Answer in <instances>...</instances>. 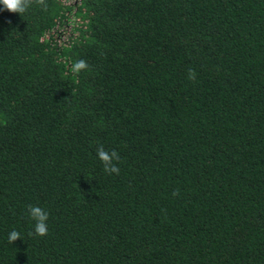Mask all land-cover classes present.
Instances as JSON below:
<instances>
[{
    "label": "trees",
    "instance_id": "16d2710c",
    "mask_svg": "<svg viewBox=\"0 0 264 264\" xmlns=\"http://www.w3.org/2000/svg\"><path fill=\"white\" fill-rule=\"evenodd\" d=\"M67 1L0 11V264H264V0Z\"/></svg>",
    "mask_w": 264,
    "mask_h": 264
},
{
    "label": "clouds",
    "instance_id": "9594fccd",
    "mask_svg": "<svg viewBox=\"0 0 264 264\" xmlns=\"http://www.w3.org/2000/svg\"><path fill=\"white\" fill-rule=\"evenodd\" d=\"M38 5H43L46 7L45 0H0V11L6 10L9 13L23 15L28 11L33 3ZM89 65L83 59L77 60L72 63L70 71L73 74H79L81 71L87 69ZM187 78L191 80H195L196 73L194 70L189 69L187 73ZM96 155L98 159L103 163L104 171L108 174H119L120 169L116 166L114 161H119L120 156L117 151L113 150L111 152L104 149L103 146H99L97 148ZM179 194V191L176 190L173 192V195L176 196ZM27 214L29 218L34 222V230L29 232V236H40L43 237L48 233V225L46 221L48 220V213L40 206H27ZM22 240L20 233L16 230H13L8 233L7 241L11 245L16 240Z\"/></svg>",
    "mask_w": 264,
    "mask_h": 264
},
{
    "label": "rangeland",
    "instance_id": "374dc122",
    "mask_svg": "<svg viewBox=\"0 0 264 264\" xmlns=\"http://www.w3.org/2000/svg\"><path fill=\"white\" fill-rule=\"evenodd\" d=\"M74 2H75V0H68L66 3L71 4ZM73 23H74V20L71 19L69 27H67L65 29H59L58 30L60 32V34H62L61 41H66L67 37L71 34V29H72Z\"/></svg>",
    "mask_w": 264,
    "mask_h": 264
}]
</instances>
